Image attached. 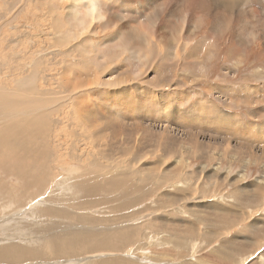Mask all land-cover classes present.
I'll use <instances>...</instances> for the list:
<instances>
[{"label": "rangeland", "instance_id": "rangeland-1", "mask_svg": "<svg viewBox=\"0 0 264 264\" xmlns=\"http://www.w3.org/2000/svg\"><path fill=\"white\" fill-rule=\"evenodd\" d=\"M98 1L103 17L81 25L74 0H0V96L39 92L36 107H50L19 115L38 152L17 167L0 156V251L31 252L11 264H264V0H197L209 14L196 35V0ZM75 216L139 233L77 258L45 252L47 228Z\"/></svg>", "mask_w": 264, "mask_h": 264}, {"label": "bare ground", "instance_id": "bare-ground-1", "mask_svg": "<svg viewBox=\"0 0 264 264\" xmlns=\"http://www.w3.org/2000/svg\"><path fill=\"white\" fill-rule=\"evenodd\" d=\"M197 2V0L195 1ZM235 2V1H234ZM202 3V2H201ZM206 3V2H205ZM127 5V4H126ZM125 4H121V8L120 10L118 11L119 13V17L120 19H128V16H130L131 19H134L133 17L135 15H137V9H133V11L131 12L130 10V13L127 15V16H124V12L125 10L128 9V5L126 6ZM203 3L200 5L198 2L197 3H193V6L196 9H200L202 10L200 15L197 16L198 17V20L196 21V24L190 28V30L192 31V33H194V31H198L201 26L205 23L206 19H205V16L206 14H209V11L208 9L209 8H206V6H202ZM126 6V8H125ZM159 6V5H158ZM161 6V5H160ZM208 6V5H207ZM71 7V6H70ZM86 7V10L85 12H83V8ZM192 7H190V11L193 12V15H195V12L193 11ZM161 8H163L161 6ZM181 8V7H180ZM130 9L131 6H130ZM129 10V9H128ZM181 10V9H180ZM179 10V11H180ZM100 11H101V15H100ZM199 11V10H198ZM129 12V11H127ZM182 12V10H181ZM185 12V11H183ZM197 12V11H196ZM69 13L72 14L74 17H76L78 20V22L81 24V25H85V17L84 16H92L93 19H101L103 17V12H102V8L100 6V1L98 0H74V4L72 5V7L69 9ZM122 14H123V17H122ZM191 14V13H190ZM158 14H156L155 16L157 17ZM133 16V17H132ZM137 17V16H136ZM140 17V16H139ZM155 17V18H156ZM155 18H153V23H155ZM185 20V18H183ZM135 20V19H134ZM137 20V19H136ZM179 20V19H178ZM228 21V19H227ZM121 23V21H120ZM125 23V22H124ZM128 23V22H127ZM169 24V25H168ZM167 25V29H169V33L172 35V37L174 38L175 36V32H176V22H173V23H168ZM180 24V23H179ZM183 24V22H182ZM121 26L123 25L122 23L120 24ZM181 25V24H180ZM179 27H182V26H179ZM184 27V25H183ZM221 27V26H220ZM182 29L183 28H179L177 30V39H179V36L182 32ZM225 30V29H223ZM183 36V34H182ZM181 36V37H182ZM140 37V36H138ZM122 39H124V41L126 42L127 38L124 37V35L121 37ZM186 38V37H185ZM117 40V38H115ZM186 40V39H185ZM123 41V40H122ZM173 42V41H172ZM178 43V42H177ZM174 45V44H173ZM128 48V45L126 46ZM132 50V49H131ZM159 50L157 48H150L148 50V52L146 53L148 56L151 55V53L153 54L152 56L155 55L156 51ZM168 50H172V48H168ZM65 52L62 53V56L64 57H67L69 56V51L67 50H64ZM79 51V50H78ZM130 51V50H129ZM162 51V50H161ZM136 52V51H135ZM77 53V52H76ZM133 53V52H132ZM200 53V52H199ZM135 54H137V59H139L138 61L139 62H142L143 58H146L147 59V56H144L141 54V52H136ZM82 56V55H81ZM151 56V57H152ZM77 57V56H76ZM82 59V57H81ZM156 59V58H154ZM46 84L48 85V83L46 82ZM51 89V88H50ZM40 91V90H39ZM44 92V91H43ZM254 93V92H253ZM39 93L37 94L35 100L34 99H30V100H26V101H23V102H19V101H11L9 100V98L7 97H3V96H0V122L3 123L5 126H4V129L3 131L1 132L2 134V137H4V141L1 142V145H2V148L0 149V156L2 155H5V157H7L10 153H13L14 154V162H15V167L17 166H21L20 162L23 161V159L25 160L26 158H28L30 156V154H34L36 152H38V150H35L34 148H27L29 145L28 143L27 144H24V141H22L23 138H21V131L23 129V126H27L26 125V120H21L19 119V115H22L23 113H30L33 115H36L38 114L39 112H41L42 114H39L38 116H46V115H49V113H45L43 114V110H48L50 111V107L48 106H45V107H39L37 108L36 105H40L42 104V99L39 97ZM43 94V93H42ZM42 96V95H40ZM47 96V95H46ZM31 98V97H30ZM34 98V97H33ZM50 98V97H49ZM26 102H30V104L32 106H34V108H28L29 110H26V108L24 107V104ZM31 110V111H30ZM55 110V109H54ZM4 111H9V112H4ZM141 111V110H140ZM14 117H17V119H15ZM47 117V116H46ZM13 118V119H12ZM11 121L9 122V124H7V121L10 120ZM33 120V119H32ZM32 120L30 122H32ZM37 122V121H36ZM227 122V121H226ZM32 124V123H30ZM30 129V128H28ZM1 131V129H0ZM31 132V131H30ZM33 137H29L27 135V140L28 142L30 143V140L31 142L34 140L32 139ZM39 140V139H38ZM44 140V139H43ZM42 140V141H43ZM41 141V142H42ZM42 144V143H41ZM44 144V143H43ZM45 144H47V141H45ZM39 145V144H37ZM5 147V149H4ZM9 157V156H8ZM12 158V157H11ZM13 159V158H12ZM99 161V160H98ZM33 165V164H32ZM37 166V165H36ZM35 165H33L34 168H37ZM13 167V168H15ZM24 170L23 172H21L20 170H15L18 175L20 177H25V176H28V173L30 171H32L34 168H27L26 167H23ZM36 171V170H35ZM89 175H94L93 173H88ZM96 174V173H95ZM98 175V174H97ZM88 176V175H87ZM94 177H97V176H94ZM99 177V175H98ZM103 178V177H100V179ZM38 179V178H37ZM113 179V180H112ZM97 180V179H95ZM99 180V179H98ZM110 180H112L111 184H115L117 179L115 178H111ZM37 181H41L40 179L36 180ZM102 182V181H100ZM99 182V183H100ZM97 183V182H96ZM120 183V182H119ZM95 184V183H94ZM103 184V183H102ZM106 184V183H105ZM100 184H98L97 186H99ZM89 186V185H88ZM101 186V185H100ZM115 186V185H114ZM113 186V187H114ZM93 187V186H92ZM110 187V185H109ZM116 187V186H115ZM102 189V188H101ZM106 189V188H105ZM115 190H117L118 188H114ZM126 189V188H125ZM113 190V188H112ZM111 190V191H112ZM119 190V189H118ZM124 190V189H123ZM122 190V191H123ZM93 191L94 192H99L98 189H95L93 188ZM114 191V190H113ZM112 191V192H113ZM121 191V190H120ZM127 190H125L126 192ZM88 192V190L86 189L84 191V194L86 195ZM96 194V193H94ZM93 194V195H94ZM90 195V194H88ZM92 195V194H91ZM75 212V211H74ZM51 213L54 214V212L52 211ZM57 213V212H55ZM221 213V212H220ZM49 214V213H48ZM76 214L78 215L79 213L76 212ZM76 220V223L73 222L74 220ZM82 219V216L79 217V216H75V217H72V221L71 222H68L69 224H65V226L62 228V224H59V225H56L55 228L54 227H48L47 228V231L50 230V233H48L50 235V237L46 240L45 244H44V250L45 252H56V253H59V249L55 248L56 246H58L60 248V251L63 253V254H72L70 256L73 257L76 253H91V252H96L100 249L102 250H109L110 249V246H113V245H116V243H114L113 241H116V240H124V239H127V241L125 242H129V241H132L131 238H134L138 233H139V230L138 229H133V230H130V231H126L123 229V231H120V232H115V231H111V227L114 225V223H111L109 225V228H107V225L108 223H104L105 219L106 218H103L102 219H99V220H96V219H93V220H90V219H82L83 221H85L86 223H89L90 225H93V226H96L99 224L101 227H103L105 230H101L99 228L97 229H88L89 226H86L84 228V226H81L80 223H83L81 221ZM116 222V221H115ZM117 226V225H116ZM92 227V226H91ZM115 227V226H114ZM95 228V227H94ZM51 230H55L57 231V235L53 234L51 232ZM48 235V236H49ZM18 236V235H17ZM58 236V237H57ZM100 236H103L104 238H107L108 241L110 242H113L114 244H111V245H104L102 243V241H100ZM57 237V238H56ZM63 238H66V240L64 239V241H61L60 239H63ZM122 242L119 241V243L117 244H120ZM42 246V245H41ZM71 246H75V248H71ZM102 246V247H101ZM122 245H119L118 247L114 248L115 249H118V250H122L123 247ZM38 250V249H37ZM28 255H31V252L26 249L25 247H22L21 246H13V245H10V246H4L2 247V251H0V261H3L6 263V261L8 263H14V262H18L19 261H23L25 260L28 256ZM35 254H32V257L34 256ZM65 255V256H66ZM80 255V254H79ZM83 255V254H82ZM62 256V255H61ZM69 255H67L68 257ZM78 256V255H77ZM77 256H74L77 258ZM64 258V256L62 257ZM75 258V259H76ZM65 259V258H64ZM56 260V259H55ZM59 261V260H58ZM131 262V263H130ZM2 263V262H1ZM19 263V262H18ZM151 263V262H150ZM79 264V263H78ZM89 264H137V263H134L130 260H126V259H115V260H111V261H106V262H101V263H89Z\"/></svg>", "mask_w": 264, "mask_h": 264}, {"label": "crops", "instance_id": "crops-1", "mask_svg": "<svg viewBox=\"0 0 264 264\" xmlns=\"http://www.w3.org/2000/svg\"><path fill=\"white\" fill-rule=\"evenodd\" d=\"M118 3H119V2H118ZM178 3L181 4V2H178ZM121 4H125V5H126V3H120V4H119L120 7H121ZM126 6H127V5H126ZM126 6H125V8H126ZM128 6L130 7V5H128ZM129 7H128L129 10H128V9L125 10V12L129 11L128 14L130 13V10H131V12H132L133 9H134L132 6H131L132 9H130ZM193 17H194V18H191V19L188 20L187 28H189V29L192 28V27L196 24L195 21L198 20V17H197V16H196V18H195V15H193ZM173 22H175V21H173V20H169L168 23H173ZM168 23L165 24L166 27L169 25ZM167 24H168V25H167ZM162 25H163V24H162ZM168 27H169V26H168ZM201 28H202V26H201ZM201 28H200V29H201ZM162 29H163V32H162L161 36H163L164 34L167 33V31L164 29V26H162ZM169 34H170V33H169ZM183 34H184V33H183ZM192 34H193V33H192ZM196 34H197V32L194 33V35H196ZM170 35H171V34H170ZM170 38H173V37H170ZM195 45H196V44H194L193 46H195ZM131 47H132V46H128V48H131ZM126 48H127V47H126ZM198 48H199V46H198ZM200 48H201V47H200Z\"/></svg>", "mask_w": 264, "mask_h": 264}]
</instances>
